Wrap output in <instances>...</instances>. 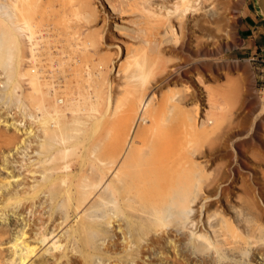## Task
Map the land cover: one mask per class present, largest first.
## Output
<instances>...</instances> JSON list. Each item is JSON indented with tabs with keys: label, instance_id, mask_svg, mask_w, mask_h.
Instances as JSON below:
<instances>
[{
	"label": "rangeland",
	"instance_id": "374dc122",
	"mask_svg": "<svg viewBox=\"0 0 264 264\" xmlns=\"http://www.w3.org/2000/svg\"><path fill=\"white\" fill-rule=\"evenodd\" d=\"M87 1L90 2L91 7L96 11H90L92 15L89 14V19L83 13V18L87 20L83 21L84 19L81 16L82 21L79 23L77 21L73 24L75 27L80 26L82 30L90 33L94 41H96V46L93 47L94 51H92V53H95L94 64H98L101 57L107 64V67L104 68V74L110 84L113 82V93H118V97L115 96L118 99L121 98L119 102L116 100V104H114L115 109L121 106L118 111L124 112L121 122L127 141L124 146L120 147L118 146L117 138L112 134L114 132L113 125L120 122L118 121L121 114L119 112L114 117H106L105 120L108 122L100 121L93 125L87 123V127L83 128L84 130L80 133L71 131L77 142L74 149L78 152V154L66 159V162L70 165V171L73 170L72 172L76 174L73 178V183L79 178H83V176L88 183L98 181V178L102 175L106 160L110 162L113 153L120 154L121 156L119 157L124 162L125 157L129 153L134 156L143 155L149 157L154 154L155 149L151 146L153 144L145 140V134L136 135L134 138L136 143L134 142L132 147H128L131 141V134H129L130 136L127 135V125L129 124L127 118L132 114L130 111L131 101L136 94H133L134 91H132L134 86H126V80L117 71L119 70V63L125 64V58L128 55H132L131 61L132 65H134L142 59L140 56H143V53L141 49H137L139 47L134 42L135 40L128 37L124 31H119L116 28V24L126 26L130 30L136 29L138 35L148 40H154L157 34V28L155 27L157 19L143 15L144 12L142 14L138 9H135L137 11L134 13L130 12V15L126 14L118 17L112 12L107 0ZM154 1L163 2V0ZM215 1L214 3L212 1L206 2L205 7L198 14L189 17L191 20L189 25L192 27L193 32L191 31V33L193 34L185 37L184 42L187 45L184 46V52L179 55L181 59H185L183 65H186L184 69L187 70V74L186 72L183 74L182 83L168 85L167 87L165 83L162 84L160 81L163 77H161L162 73H157L156 75L152 71L151 73H154V76L153 74L149 76V83L154 85V106L157 104L155 113L153 112V117H151L157 119L159 115H165L170 120L168 125L160 127L162 136L156 138L157 144L154 143V145L157 147V145L166 142L169 134L173 141L171 143L172 146L167 150V154H164V157H162V154L165 151H162L160 155L161 151L154 154L158 159V163L150 167L144 164L123 167V177L121 176L122 178L120 179L115 177L114 180L116 181L112 180L113 177H110L112 172L106 170L108 175L102 183L104 186L101 190L99 189L100 192L95 187L94 189H89L88 198H91V202L89 204L85 202L82 205V212L86 216L78 223L74 222L76 214L72 210V205L77 200H70L63 193L60 194V191L65 188L64 184L62 185L61 183V179L58 178L55 184L51 182L53 177L47 176L42 179L41 177H35L41 179L36 189H29L31 190L28 191V193L30 192L29 194L22 193L20 194L21 196L11 197L13 199L9 197V201L6 200L8 204L5 202L8 206H3L4 211H6L2 213L1 210L0 212V214L5 213L4 215H6V217L0 215V264L10 263L9 260L13 258L12 244L24 229L34 236L31 240V242L33 241L32 245L35 244L33 246L39 248L37 250L39 253L33 256V259L31 258L32 263L35 261L34 264H204L202 262V253L215 255L214 248L216 247L215 245L220 246L221 237L229 238V235H224V233H232L233 241L236 244L238 243L237 245L235 244L237 254L233 256L222 249L220 253L216 254L217 258L221 259L218 264H264L263 252L256 249L257 247H264V0ZM0 2L4 3V5L7 4L5 7L9 6L10 9L6 8L8 11L12 9V12H15L14 8L10 7L11 3L8 0H0ZM41 3L42 6L40 8L53 9L47 0H42ZM142 3L144 4V2ZM34 12L32 9H26V15L30 19L36 16ZM215 16L219 18L217 23L209 24L208 19L210 21ZM135 21L139 23L135 24ZM198 24H200V27ZM207 25L212 26L214 28L213 31H207L205 29ZM250 25L253 28L252 33L247 31ZM71 26L73 25L71 24ZM140 29L141 33L142 31L143 33L146 32V36L145 33L144 35L139 34ZM152 35L153 37H151ZM198 39L205 47L206 52L211 49L217 52L203 58L197 56L195 51ZM128 45L131 46L130 51L127 50ZM147 50L146 52L150 54L151 49L149 50L148 47ZM146 60L150 62L151 57L144 58L145 63ZM177 61L174 60L173 63H167L168 70L169 68H175L178 65ZM196 67L203 79L200 86L195 82L194 76H192L197 72ZM62 71L65 76L66 74L68 76V66L67 68L64 67ZM62 71L60 72L61 74L63 73ZM67 78L69 79L67 81L74 85H70L69 88V86H66L67 82L62 78L61 83H65L62 84V88L67 87L74 94H84L82 88H76L75 86L78 78ZM92 83H95L96 90L101 89V83L97 78H94ZM119 84L120 88L118 87ZM97 96L99 95L97 94ZM171 97L175 99L178 97L177 101L170 99ZM2 99L3 95H1L0 91V108H3ZM61 100H64V97H60L59 101ZM168 100L171 101L169 102ZM193 100H196V102L199 100L198 111L194 110V105L197 106V103H194ZM47 101L50 104L54 102L52 98H48ZM175 102L179 104L180 110L177 109L176 106L178 105ZM97 103L100 112L106 109L108 112L114 110L112 104H108L107 107L103 102H101L102 104ZM8 104L9 106L6 109L4 107L5 110L2 109V111L11 113L13 120L17 123L22 121L21 123L26 125L24 127L27 128L30 125L28 129L34 130L35 138L31 136L27 139V142L30 143H24L25 145H22L21 150H17L15 149L17 148L15 144L9 143L6 136L19 134L18 136L23 139L26 135L23 134V136L21 133L25 132L23 131L25 130L23 126H21L22 128L19 127L20 131L15 130L16 128H10L9 130V128L4 129V126L0 127V172L7 164L5 161L6 155L10 156V170L13 171L9 173L8 177V171L3 170V174L1 173V192L6 191L5 188L7 186L8 188L6 189L8 190L12 186L11 184H16L12 180L23 176L25 177V179L23 177V180L26 181V185L34 184L36 179H26L28 176L26 175L28 173V171L26 172L28 169L26 162L30 160L42 161L43 155L45 157V155L55 150L53 146L50 149H47V147L44 149L39 146L43 137H38L41 133L37 128L36 121H34L37 116L35 118L33 116L36 113L38 117L40 115L39 111L35 109L39 106V101H31L26 98L20 88L17 94L8 96ZM17 106L18 108H16ZM80 107L84 108L83 104H80ZM155 107L152 106V108ZM12 113L22 120H18ZM193 113L198 117L194 116ZM5 115L9 116L8 114ZM5 115L2 114L0 119L4 116L6 120L8 118V121L12 122L10 121L11 117H6ZM28 115L29 118H27ZM206 115L210 118L212 117L210 119L212 124L204 125L202 129L196 131L191 126V123H201L202 118ZM31 116H33L34 120ZM76 117L79 118L82 115H76ZM188 117H191L193 121ZM68 118L70 119V117ZM189 125L193 128H191L192 131ZM141 131H143V128ZM107 135L108 140L106 139ZM37 138L40 140H36ZM34 139L35 142H33ZM146 143L148 147L143 148V144ZM31 144L33 146L30 148ZM137 145L143 148L141 152L135 150ZM34 146L36 148L39 146L42 150L39 147L36 149ZM35 152L39 153V155ZM96 157L99 161L95 159ZM21 158L22 161L25 159V163L19 160ZM12 160H14L13 163ZM103 160L105 163L101 164L100 161L103 162ZM16 161L18 164L20 163L19 166ZM36 167L35 169L38 171H50L47 170V167H50L49 163L47 165V163L40 162L39 167ZM7 180H11V182L9 183ZM129 180L131 181L129 182ZM122 181L123 184L121 185ZM52 189L58 192L54 200L51 198ZM33 190L35 191L32 192ZM135 192L137 195L133 197L132 195ZM44 194L47 195L44 196ZM99 194H102V198L99 197ZM0 200H3V198ZM19 200L21 203L18 202ZM181 203L184 205L182 207L185 210L184 217H175L166 226L164 225L165 228L157 220H149L148 215L151 210H163L165 212ZM6 207L8 208L6 209ZM36 209H39L38 212ZM190 209L192 211L188 214L187 212ZM39 211H41L42 215L39 214ZM146 211L150 212L146 213ZM8 213L9 215H7ZM3 218L4 220H2ZM194 220L196 223H193ZM190 221L191 227L189 226ZM205 221L208 225L206 228L203 225ZM211 221L213 222L212 224ZM222 222L224 225H222ZM87 225H90V227L86 228V231H82L83 226ZM194 225L195 227H193ZM53 230H55L54 234H59V236L62 234L63 236L61 235V238L57 236L60 240L56 244L57 251L54 247V250H51L52 256L50 255L49 257L47 255V258L49 257L47 259L45 254H50V248L46 250L49 244L45 245L42 243V245L38 237L41 235L39 233L43 231L47 234L48 231ZM218 231L221 234L220 236L217 235V237L219 236L217 238L215 236ZM202 232L208 238L210 237L209 239L214 244V246H211L212 244L209 240L204 242V252H202L201 239L196 238ZM222 233L224 236H221ZM234 233H236V236ZM56 241L58 240L56 239ZM61 243L62 246H60ZM58 250L59 252L60 250L62 251L59 253ZM53 251H56L55 254ZM58 258L61 259L59 262ZM43 259H46V261H43Z\"/></svg>",
	"mask_w": 264,
	"mask_h": 264
},
{
	"label": "bare ground",
	"instance_id": "6f19581e",
	"mask_svg": "<svg viewBox=\"0 0 264 264\" xmlns=\"http://www.w3.org/2000/svg\"><path fill=\"white\" fill-rule=\"evenodd\" d=\"M8 1L11 3L10 7H13L15 12H12V9H11V11L10 10L8 11L6 9V8H9V6L5 7V6H7L6 2H5L6 5H4V3L0 2V91H1V95H3V99H4V100L2 99V107L3 108H0V113H2L3 115L8 114L10 117L12 116V115H10L11 113H7V112L5 113V111H4L6 109V107L9 106L8 96L13 95V94H17L18 90L21 88L22 91L24 92L26 98L30 99L31 101H39V104H38L39 106H37V107L35 106L36 107L35 109L38 110L40 113L39 117H38L37 113H36V115L33 114L34 118L37 116L36 120H34L33 116H31L32 119L34 121H36L35 123H37L38 130H40L41 135H38V137L39 136L43 137V139L41 138V140L39 138L36 139V140L39 139L41 141V145L38 143L39 146H42L44 149H46V147H47V149H50L53 146L54 148L53 147L52 148L55 150L53 152H51L50 154L45 155V157L43 155L42 161L30 160L29 162H26V165L28 166V169L26 170V172L28 171V173H26V175H28V176L26 179L27 180L29 178L30 179L31 178L36 179L34 184L26 185V183H25L26 181L23 180V177H24L23 176V177L12 180V181L16 182V184H11L12 186L9 187L8 190L6 189V188H8V186L7 187L5 186L6 191H3V192L0 191L1 192L0 193V199L3 198V200H0L2 202V203L0 202V212H1V210H2V213L6 211V210L4 211L3 206H6L8 204V201H9L8 198L9 197L11 198V197L16 196V195L21 196L20 194H22V193L25 194V193H28V191H31L29 189H34V188L36 189V187L38 186V183L40 182V180L42 178L50 176V177H53L51 179L52 183L56 184V180L58 181V178H60L62 181L61 182L62 185L64 184L65 188L62 191H60V194L63 193V195L68 197V199H70V200H73V199L77 200V202L72 205V210H73V213L76 214V216L74 217V222L78 223L79 221L82 220V218H84L86 216L82 212V210H83L82 205L85 204V202H87L86 204H89L91 202V198H88V195L90 194L89 189L91 190L92 188L94 189V187H95L98 189V191H99V189L101 190V188L104 186V185H102V183L104 182V179L108 175L107 171L112 172L111 173L112 175L110 176V177H113L112 180H114L115 177L117 179L118 178L120 179L123 177L122 175L124 174L123 167L124 168L129 167V166L133 167V166H139L141 164L148 165V167H150L152 165H156L158 163V159H157V157L154 156V154H157L158 151H161L159 153V155H160L162 153V151H165L162 154V157H164V154H167V150L169 149V147L172 146L171 143H172L173 139L169 134L167 135V138H168L167 141L164 142L165 144L163 143L161 145H157V147L154 145V143L157 144L156 138H158L159 136H162V129L160 127H162L163 125H168L170 120L165 115H159L157 117V119L152 118L153 112L155 113V110H156L155 106H157V104H155V106H154V103H153L154 102V85H152V83H149V76H150V74H153V76H154V73H156V75H157V73H162L161 77L162 76L163 77L161 78L160 81L162 84L165 83V86H167V87H168V85L171 86V85H178V84L182 83L183 76H184L183 74H185V72L187 70L184 69L186 67V65H183V62L185 61V59L182 58L183 59L182 60L181 57H179V55L184 52V46L187 45V43L184 42L185 37L189 36L190 34H193V33H191L192 27L189 25V23H190L189 21H191L189 19V17L191 15L198 14V12L200 10H202V8L205 7L204 5L206 4V2L208 3V1H210V2L212 1L214 3L215 0L214 1L213 0H163V2H157L154 0H107L108 3L110 4V8H111L112 12L115 13L118 17H121V16L126 15V14L130 15V12L134 13L135 11H137L135 9H138V11H140L142 14L144 12L143 15L153 17V18H155V20L157 19V21H155V22H157L156 23L157 26L155 25V27L157 28L156 29L157 34L155 35L156 38L154 37V40H148V39H145L143 36L138 35L136 29L130 30L126 26H123V25L121 26V25L116 24V28L119 31H124V33H126L128 37L135 40L134 42H136L138 44V47H139L137 49H141L142 53H143V56H140V57H142V59L139 62H136L134 65H132V61H131L132 55L131 54H130L131 56L128 55V57L125 58L126 63L125 64L119 63V66H118L119 70L117 71V73L118 72L121 73L123 79L126 80L125 81L126 86H134V87H132V91H134L133 94H136L134 99H132V101H131V108H130L131 110L130 111L132 112V114L130 115L129 118H127L128 119L127 121L129 122V124L127 125V132H128L127 135L131 134V137H130L131 141L128 144V147H132V143H134V142L136 143V141L134 140L136 135L145 134V140L148 143L153 144L151 146H152V148L154 147L155 149H154V154H152L149 157L143 156V155L134 156V155H130V153H129V155H127L125 157L124 162H122V159L119 157V156H121L120 154L113 153L110 162H108V160H106V163L104 160H103V162L100 161L101 164L105 163L104 167L102 169V175L100 177V173H99L100 178H98V181H96V182L94 181V182H90V183H88L85 180L84 176H83V178H79L76 182L73 183V178L76 174L72 172L73 170L70 171V169H71L70 165L68 164V162H66V159H68L70 156L78 154L77 150L74 149L77 145V142L74 139V136L71 134V131L80 133V132H82V130H84L83 128L87 127L86 126L87 123H90V125H93L94 123H98L100 121L108 122L107 120H105L106 117L107 118L108 117H110V118L114 117L115 114H117V112H119V113H121L119 120H118L120 122L113 125L112 128L114 129V132L112 134L115 136V138H117V143H118V146H120V147L124 146L125 142L127 141L125 133H124V127H123V124L121 122V119L124 116V112H122L121 110L118 111V109H120V107H121L120 105H119L120 106L119 108L117 107V109H115V104H116L115 101L118 100V102H119V100L121 98H119V99L117 98L118 93L117 94L113 93V82L110 84V81L109 82L107 81L105 74H104V68L107 67V64L105 63V61H103L104 60V59H102L103 57H101L99 59V63L97 61L98 64H94L93 59H94L95 53L93 52L94 53L93 54L92 51H94L93 47L96 46L95 45L96 41H94V39L92 38L90 33L86 32L85 30H82L80 28V26L75 27L73 24L77 21H78L77 23H79L80 21H82V19H84L83 15H82L83 13L86 15V18L89 19L88 18L89 14L92 15V12L96 11V10L91 7L90 2L87 0H47V2L49 4H51L52 8H53V9H49V10H47L45 8H40L42 6V3H41L42 0H8ZM141 1L144 2V4ZM93 2H94V0H93ZM48 7L51 8L49 5H48ZM27 8L35 11L34 14L36 13V16L34 15L35 17L33 19H30V17L28 18V16L26 15V9ZM90 11H92V12L90 13ZM38 12H40V13L37 15ZM81 16H82V19H81ZM136 17H138V16H136ZM86 18L83 21L87 20ZM60 20H61V22H60ZM217 20H219V18H217V16H215L214 18H211L210 21L208 19V23L209 24H213L214 22L217 23ZM91 22H92V20H91ZM137 22L135 21V24H137ZM71 24L74 27L71 26ZM75 25H77V24H75ZM153 25H154V23H153ZM198 26L200 27V24H198ZM205 29L207 31L211 32V31H213L214 28L210 25H207V26H205ZM133 33H135V34L133 35ZM144 33L146 36V32H144ZM144 33H143V31L141 33V29H140L139 34L144 35ZM151 37H153V35ZM199 40L200 39H198V45H197V49L195 51V54L197 56H201L203 58L204 56L213 55L217 52L216 50L212 51V49L209 52L208 51L206 52L205 47L201 44V42ZM134 45H136V44H134ZM148 47H149V50L151 49L150 54L146 52ZM134 49H136V48H134ZM127 50L130 51L131 46L127 47ZM149 57H151V61L149 62L148 60H146V63H145L144 58H149ZM174 60L175 61L178 60L177 61L178 65L175 66V68L174 67L169 68V70H168L166 64L167 63H169V64L173 63ZM230 65H229V67H230ZM67 66L69 69V73H68V76L65 73L66 74V76H65L64 72L62 70L64 69V67L67 68ZM195 69L197 70V72H195V75H192V76H194L193 78H194L195 82H197V84L200 86V84H202V82H203V79H202V76L200 75V71L198 70V68L196 67ZM61 71L63 72L62 74L60 73ZM152 71H154V73H151ZM186 74H187V72H186ZM67 77H73L75 79L78 78V79H76L75 86H76V88H82L84 91V94H76L75 93L76 96H74L75 94L73 91H71L70 89H69L70 90L69 91L67 87L62 88V84H65V83H61L62 78H64V81L67 82L66 86H69V88H70V85H74L73 83H69L70 81L69 82L67 81V79H68ZM94 78H97L98 81L101 83V89L96 90V88H95L96 85H94L95 83H92V80H94ZM70 79L75 80L72 78H70ZM123 79H122V81H123ZM119 82L121 83V81H119ZM125 85L123 84L124 88H125ZM119 86H120V84L118 85V87ZM118 87H116V89ZM121 89L123 90V88H121ZM169 89H170V87H169ZM117 90H119V89H117ZM188 91H190V90H188ZM199 91H200V89H199ZM126 93H128V92H126ZM97 94L99 96H97ZM176 96H177V94H176ZM60 97H64V100L59 101ZM178 97H176V99ZM48 98H52V100L54 102L50 104L47 101ZM195 98L197 99V97H195ZM155 99H156V97H155ZM170 99L177 101L174 97L173 98L171 97ZM122 101H123V99H122ZM197 101L199 102V100H197ZM97 102H99V103L103 102V103H105V105L107 107H108V104L109 105L112 104L114 110L112 112H108V110L106 109L103 112H100L98 105H97L98 104ZM195 102H196V100L194 101V103ZM198 102H196L197 106L194 105L195 111H198V109H199ZM80 104H83L84 108H81ZM175 104L178 105L176 107H177V109L180 110L179 104L176 102H175ZM152 106L155 108H152ZM168 106L170 108L169 104H168ZM4 107H5V109H4ZM16 108H18V106ZM2 109H4V110L2 111ZM206 111L208 112V110H206ZM14 113H16V112H14ZM14 113H12V114H14ZM78 113H80V115H82V117L77 118L76 115L80 116V115H78ZM1 115H0V117H1ZM193 115H194V113H193ZM5 116L9 117L7 115H5ZM13 116L17 117L15 114ZM24 116H25V113H24ZM194 116H197V115H194ZM2 117L3 118L0 119V127L4 126V129L9 128V130H10V128H13V129L16 128L15 130H19V127L23 126V129H25V130H23L25 132H21L22 135L26 134L24 138L22 137L23 139H21V137L18 136L19 134L18 135L13 134L10 136H6L7 137L6 139L8 140L9 143L15 144V147H17L15 149L21 150V147H23L22 145H25L24 143L27 142V139H29L31 136H33L35 138L34 130L31 128L28 129V127H30V125L27 128L24 127L26 125H23L21 123L22 122L21 118H20L21 119L20 120L17 117V119L21 121V122L17 123L13 120L12 117H11L12 119L10 118V121H12V122H9L8 118L6 120V118H4V116H2ZM68 117H70V119ZM191 117H193V116H191ZM191 117H188V118H191ZM27 118H29V115ZM188 118H187V120H188ZM211 118L208 117V115H206L204 118H202L201 123L200 122L198 124L191 123L192 125L191 124L190 125L196 131H198V130L202 129V127L204 125H208L210 123L212 124V121L210 120ZM17 119H15V120H17ZM214 119H215V117H214ZM191 121H193V119ZM190 125H189V128L191 129L192 127H190ZM183 126H185V125L183 124ZM142 128H143V131H141ZM192 129H191V131H192ZM15 132L19 133L17 131H15ZM38 133H39V131H38ZM108 135H109V133H108ZM108 135L106 137L107 140L109 139ZM33 142H35V139ZM32 144H34V143H32ZM32 144L30 145V148H31V146H33ZM130 144H131V146H130ZM151 146H149V147H151ZM97 147H96V149H97ZM144 147H148V144L147 143L143 144V148ZM34 148H36V147L34 146ZM143 148L138 147V145L135 146V150L139 151V152H141ZM39 149L42 150L41 147H39ZM29 150L32 151L31 149H29ZM47 151H49V150H47ZM24 152H22V153H24ZM17 153H19V152H17ZM35 153H37V152H35ZM37 154L39 155V153H37ZM194 157H196V156H194ZM9 159H10V156L6 155L5 161L7 162V164L4 166L3 170L8 171L7 177L9 176L10 172H13L10 170L11 160H9ZM95 159L97 161H99L97 157ZM19 160L22 161V158ZM24 160L22 162H24ZM13 161L14 160H12V163H13ZM40 162L44 163V164L47 163V165L49 163L50 167H47V170H50V171H38L37 169H35V168H37L36 166L39 167ZM16 163H17V161H16ZM19 164H18V166H19ZM194 164H195V162H194ZM14 167H16V166H14ZM22 168H23V166H22ZM3 170H2V172H0V175H1V173L3 174ZM229 171H231V170H229ZM40 172H41V174L43 173L42 176H41ZM5 173H7V172H5ZM199 174H200V172H199ZM13 175L16 176L15 174H13ZM13 175H12V177H13ZM35 177H41V179H38ZM126 177H128V176H126ZM24 179H25V177H24ZM7 181H9V180H7ZM114 181H116V180H114ZM130 181L131 180H129V182ZM10 182H11V180L9 181V183ZM119 182H121V181H119ZM9 183H7V184H9ZM141 183H142V181H141ZM28 184H29V182H28ZM122 184H123V181H122L121 185ZM2 185H3V183H2ZM196 187H198V186H196ZM34 191L35 190H33L32 192H34ZM44 193H46V192H44ZM51 194H52L51 198H52V200H54L55 196H56V194H58V192L55 189L54 190L52 189ZM46 195L47 194H44V196H46ZM92 195H93V193H92ZM135 195H137L136 192L132 196L135 197ZM99 197L102 198V194H99ZM13 198H11V199H13ZM6 200H8V201H6ZM3 202H4V205H3ZM18 202L21 203L20 200ZM41 203H42V201H41ZM9 205H11V204L9 203ZM183 206H184L183 203H181V204H178L177 207L172 208V209H168L165 212H163V210L162 211L151 210V212L149 211L150 213L148 211H146V213L147 212L149 213L148 217H149L150 221H152V220L154 221V219H155L164 227V225L166 226V224L171 222L175 217H178V216L184 217L185 210L182 209ZM7 208L8 207H6V209ZM161 208H163V207H161ZM36 210L38 212L39 209H36ZM191 211L192 210L190 209L187 213L189 214V212L191 213ZM39 212H40L39 214H41V211H39ZM31 213H32V211H31ZM4 214H0V215L3 216ZM7 215H9V213ZM1 216H0V218H1ZM4 216L6 217V215H4ZM2 220H4V218ZM209 220H207V222H209ZM212 221H213V219H212ZM212 221H211V224L213 223ZM214 221H215V219H214ZM194 222H195V220L193 221V223ZM203 225L205 226V228L208 226L206 221L204 222ZM203 225H202V227H203ZM213 225H210V226H213ZM222 225H224L223 222H222ZM189 226L191 227V221H190ZM88 227H90V225L83 226L82 231L83 230L86 231L87 230L86 228H88ZM193 227H195V225ZM42 228H39V229H42ZM119 228H120V230H122L121 227H119ZM220 228H221V225H220ZM235 228H237V227H235ZM221 229L223 230V228H221ZM216 231H217V229H216ZM216 231L214 230L215 233H216ZM122 232H125V231H122ZM43 233H44V231L39 233L41 235L38 238H39L41 244L42 243H44L45 245L49 244V246L46 248V250H49V248H50V254H45L46 258H47V255L49 257H50V255L52 256L51 250L54 247H55V250L57 251L56 244L59 243V241H60L59 238H61L63 235L61 234L62 236L61 235L59 236V234H54L55 230L48 231L47 234H45V233L43 234ZM217 233L218 234H216L215 237H217V235L220 236V234H221V233H219V231ZM225 234H228L229 238L226 236H225L226 239L221 237L223 242L220 240L221 241L220 246L215 245L216 246L214 248L215 255L202 253V262L204 264H218V263H220L221 259L217 258L216 254L220 253V251L222 249L225 250L228 254L230 253L233 256L235 254H237L235 248H236V245L238 243L236 244L235 241H233L232 236H231L232 233H230V234L224 233V235ZM235 234L236 233H234V235ZM224 235L222 233L221 236H224ZM57 236H59V238ZM122 236H123V234H122ZM32 237H34V236L32 234L30 235L27 232V230L24 229L22 231V233L19 236H17V238L15 239V242L12 244L13 246L10 244L12 246L11 250H13V258L11 260H9L10 261L9 264H34L35 263V261H33V263L31 262L32 261L31 258L33 256H35L37 253H39V251H37L39 248L37 246H33L35 244L32 245V242H33V241L31 242ZM251 237H252V235H251ZM55 238L58 241H56ZM196 238L201 239V241H202V252H204V249H203L204 242H206L207 240L211 241L209 239L210 237L208 238L202 232V234H198ZM169 239H171V238H169ZM237 240H238V238H237ZM253 240H255V239H253ZM198 241H197V243H198ZM255 241H257V240H255ZM210 243L212 245L211 244H209V245L214 246L212 241ZM60 246H62V243L60 244ZM60 246L58 245L59 248H60ZM63 247H64V244H63ZM256 249L259 251H262L264 254V247H257ZM62 250H63V248H62ZM62 250H60V252ZM56 251H53L54 254ZM58 252H59V250H58ZM43 254H44V251H43ZM45 255H43V256H45ZM49 257L47 259H49ZM58 259H55V260H58ZM60 260L61 259H59L58 262ZM62 260H63V258H62ZM43 261H46V259L45 260L43 259Z\"/></svg>",
	"mask_w": 264,
	"mask_h": 264
},
{
	"label": "crops",
	"instance_id": "0c3cea01",
	"mask_svg": "<svg viewBox=\"0 0 264 264\" xmlns=\"http://www.w3.org/2000/svg\"><path fill=\"white\" fill-rule=\"evenodd\" d=\"M251 23H252V21H251ZM247 31H248V32H251V33L253 32V28H251V25L249 26V28L247 29ZM263 40H264V39H263ZM256 45H257V44H256Z\"/></svg>",
	"mask_w": 264,
	"mask_h": 264
}]
</instances>
